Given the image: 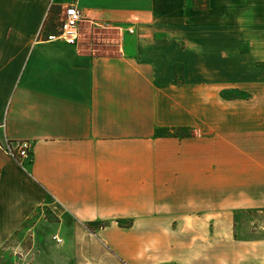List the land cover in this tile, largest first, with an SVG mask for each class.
Returning a JSON list of instances; mask_svg holds the SVG:
<instances>
[{
    "label": "crops",
    "instance_id": "1",
    "mask_svg": "<svg viewBox=\"0 0 264 264\" xmlns=\"http://www.w3.org/2000/svg\"><path fill=\"white\" fill-rule=\"evenodd\" d=\"M205 1L0 0V264H264V0Z\"/></svg>",
    "mask_w": 264,
    "mask_h": 264
},
{
    "label": "built area",
    "instance_id": "2",
    "mask_svg": "<svg viewBox=\"0 0 264 264\" xmlns=\"http://www.w3.org/2000/svg\"><path fill=\"white\" fill-rule=\"evenodd\" d=\"M61 18V26L58 28L57 33L47 34V40L61 39L68 43H76L79 38V23L84 20L80 10L73 4H68L63 7ZM93 23V22H92ZM95 27H104L102 24L93 23ZM129 32H133L131 27L128 28ZM0 149L13 158L20 166H24L26 160H30L32 153V140L27 138L21 139H8L5 138L2 143H0ZM52 239L55 242H60L56 234L52 235ZM14 259L11 264H28L25 253L22 250L17 249L14 252Z\"/></svg>",
    "mask_w": 264,
    "mask_h": 264
},
{
    "label": "rangeland",
    "instance_id": "3",
    "mask_svg": "<svg viewBox=\"0 0 264 264\" xmlns=\"http://www.w3.org/2000/svg\"><path fill=\"white\" fill-rule=\"evenodd\" d=\"M195 2H196L197 6L198 5L199 6H203V5H205L206 1L205 0H195ZM68 4L75 5L74 2H71V3H68ZM68 4H65L62 7H54V6H52V7L49 8V10L47 12V15H46V18H45V20L43 22V25L41 27V30H40V33H42V35L47 36V34H52V33L54 34V33L58 32V28L61 26V23H62V21H61V18H62L61 11H62L63 7L67 6ZM80 12H81V10H80ZM81 14H82V12H81ZM89 24L90 23H88L86 20H83V21H81L79 23L78 28H79V31H80V42L90 43V45L92 47L91 49H94V51H100V50L103 51V50L111 48V47L108 48V47L102 46L104 44V41H105V40L102 39V34L99 33V31H98L99 29L92 27L93 24L90 25V26H89ZM88 28H90L89 32H87ZM112 43H116V41L115 40L111 41L110 44H112ZM233 94H234L233 91L225 92V95H227V96L228 95H233ZM177 132L182 134V133H187V130L178 129ZM27 139H29V138H27ZM56 210H57V207L55 206V203H51L48 206L47 205L43 206L42 211L38 210V212H37L39 214V211H41V216H38V215L34 216L28 222V225L30 226L33 223H35L36 221H39L40 223L42 222V224H44V225H48L49 223H51L53 221H56ZM262 220H263V224H264V214L262 216ZM102 225H104V223L102 224V222L96 221V222L88 224V227H91V228L94 227L95 228V227L102 226ZM215 239H216L215 236L214 237H212L211 235L209 236V240H215ZM226 251L229 254L232 251V249L227 248ZM230 255H231V253H230Z\"/></svg>",
    "mask_w": 264,
    "mask_h": 264
},
{
    "label": "trees",
    "instance_id": "4",
    "mask_svg": "<svg viewBox=\"0 0 264 264\" xmlns=\"http://www.w3.org/2000/svg\"><path fill=\"white\" fill-rule=\"evenodd\" d=\"M178 131V129H170V130H168V129H165L162 133L163 134H168V135H177V134H180V133H178L177 132ZM103 224V223H102ZM124 226H127L128 225V222L126 223V224H123Z\"/></svg>",
    "mask_w": 264,
    "mask_h": 264
}]
</instances>
